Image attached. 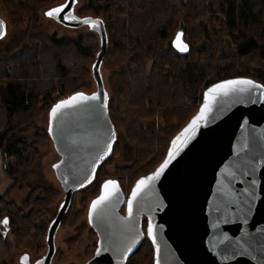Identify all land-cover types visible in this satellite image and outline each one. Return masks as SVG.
<instances>
[{"label":"trees","instance_id":"1","mask_svg":"<svg viewBox=\"0 0 264 264\" xmlns=\"http://www.w3.org/2000/svg\"><path fill=\"white\" fill-rule=\"evenodd\" d=\"M50 1H8L19 16L31 15L26 32L0 49V151L20 161L31 146L26 129L34 125L44 105L51 109L61 100L53 99L54 94L68 92L101 49L100 38L92 43L84 35L59 38L38 33L36 13ZM86 9L103 15L106 27L108 48L102 64L110 72V118L115 130L123 129L136 147L133 166L121 170L126 175L132 170L130 188L163 161L173 137L198 111L207 87L239 76L264 84V0H87ZM178 31L190 45L187 54L173 47ZM26 39L29 44L20 42ZM19 45V51L11 53ZM41 46L45 49L39 51ZM76 58L82 61L78 67ZM117 144L116 138L112 154L91 182L94 198L108 179L117 180L124 190L123 176L100 178ZM12 174L23 176L17 170ZM12 186L24 187L16 180ZM28 186L30 196L22 206L10 199L9 190L0 195V216L9 221L8 231L0 234V264H9V232L18 240L36 227L45 229L41 215L52 203L53 190ZM127 264H154V247L147 237Z\"/></svg>","mask_w":264,"mask_h":264},{"label":"water","instance_id":"2","mask_svg":"<svg viewBox=\"0 0 264 264\" xmlns=\"http://www.w3.org/2000/svg\"><path fill=\"white\" fill-rule=\"evenodd\" d=\"M76 3L77 0H66L57 7L68 4V8L52 18L74 27L85 25L80 21L86 18L98 22L95 28L87 24L101 41L92 65L96 90L75 92L50 109L48 133L61 157L53 168L64 198L48 229L47 252L32 264H52L56 231L73 194L94 180L98 167L112 154L116 142V130L109 115V94L101 71L108 48L105 23L100 17L76 15ZM68 15L76 19H65ZM175 40L176 36L174 49L187 54L190 45L184 35L181 40L187 44V52L179 51ZM229 80H250L260 87L240 85L237 87L248 90L209 95L215 85ZM77 93L89 97L95 94L100 99L61 109L54 118L52 109ZM206 103L210 110L187 133V138L178 142L168 167L133 199L139 181L160 169L173 151L172 142L189 127ZM107 181H115L116 187L109 188V199L93 212L92 203L104 194ZM88 221L97 232L98 243L94 256L85 264H127L145 237L153 244L154 264H264V84L240 76L207 87L198 111L173 137L163 161L154 171L136 180L128 196L117 180H106L90 203ZM149 223L152 234L148 232ZM2 226L7 232L9 226L3 223ZM20 261L31 264L27 253Z\"/></svg>","mask_w":264,"mask_h":264},{"label":"rangeland","instance_id":"3","mask_svg":"<svg viewBox=\"0 0 264 264\" xmlns=\"http://www.w3.org/2000/svg\"><path fill=\"white\" fill-rule=\"evenodd\" d=\"M8 1L10 0H0V16L7 24L6 34L0 39V49L13 42L18 35L26 32L30 26L29 20L31 15L22 14L19 16V14L11 10L10 2ZM65 2L66 0H52L38 8L36 13L39 25L37 32L56 35L59 38L84 35L86 39L92 43L99 40L97 33L91 30L87 24L78 27L67 26L45 14L51 8L57 7ZM86 5L87 0H77L75 6L76 15H80L81 17L103 16L101 14H91L89 11H86ZM20 42H23V44H29L28 39ZM21 45L12 49L11 53L18 52ZM41 48L45 49V47L41 46L39 47V51ZM80 61V58H76V60L73 61L74 64H76L75 67H78ZM92 65V60L87 61L85 74L83 72V75L79 77V80H77V82L71 87L69 86L70 88L67 90L68 92H56L53 99L65 98L69 95L68 93L70 91H82L86 93L94 92L96 90V84L91 72ZM101 71L105 88L108 93L111 94V88L109 85L110 72L105 64H102ZM76 74L77 71L74 76H76ZM30 83L32 85V80H30ZM39 106H42V102H40ZM49 112L50 108H48L47 105H44L42 110L38 113L34 125L26 129V135L31 136V146L29 147V150L25 152L23 161H20L17 157L5 155L0 151V175L4 177L5 182L2 187L7 189L3 194L9 190L10 199L18 206H22L30 196L31 190L29 189L30 187L28 186V183H30L33 188L41 185L53 190L51 193L52 203L48 207L45 205V211L41 215L44 220L43 225H45V229L48 226V222H50L56 215L60 203L64 198L63 188L60 181L57 179L53 168L54 164L57 163L61 157L55 150L54 143L48 134ZM116 138L118 141L117 150L102 168L100 178H115L123 176V183L125 185L124 192L126 193V196H128L132 188H130V179L133 176L132 170L127 175L121 170L133 166L137 155L136 147L127 137L123 129L116 131ZM14 170L22 171L23 176L15 178L14 174H12ZM14 180L18 182V185L20 184L24 187L19 188L16 186L12 188ZM91 185L92 183L79 190L78 193L74 195L69 211L56 231V252L52 259V264H85L94 256V252L97 248L98 236L89 224L88 213L90 203L96 195V187ZM29 211L30 207L24 209L25 213H28ZM2 221L3 218L0 216V222ZM2 229H4V226L0 223V234L2 233ZM45 229H37L36 227L30 231L31 234H28L27 237L21 235L18 239L19 241L13 233L9 232L6 236L9 247V256L7 257L8 263L23 264L21 263L20 258L25 253L29 255V259L32 263L43 257L47 252Z\"/></svg>","mask_w":264,"mask_h":264},{"label":"snow or ice","instance_id":"4","mask_svg":"<svg viewBox=\"0 0 264 264\" xmlns=\"http://www.w3.org/2000/svg\"><path fill=\"white\" fill-rule=\"evenodd\" d=\"M68 6H69L68 4H64V5L60 6V7L51 9L50 11L46 12L45 14L47 16H49L50 18L59 17L60 14L62 12H64V10L66 8H68ZM64 18L65 19H69V20H75L76 19V17L74 15H68V16H66ZM80 23L88 24V25H90L93 28L98 26V22L97 21H93V20L88 19V18L80 21ZM5 34H6L5 24H4L3 21H0V38H3V35H5ZM182 35H183V33H177L176 40H175V46L177 47V49L179 51L187 52L188 51V46H187V44H184L182 42V40H181ZM240 85L248 86V88H259L260 87V85H256L250 80H229V81H225L223 84L215 85L214 88L209 90V95H211L212 93H215V92H222L224 95H228L230 92H235V91L243 92V91L248 90V88H244V87L238 88L237 86H240ZM104 98L105 99L107 98L106 94H105ZM99 99H100V97L98 95H95V94L89 97V96L84 95L83 93H77L75 96L71 97L69 100L61 101L59 104H57L52 109V113L51 114L55 118L57 116L58 112L61 109L73 107L76 103L81 102V101L87 102L89 100L96 101V100H99ZM209 110H210V105L208 103H206L204 108L201 109L200 114L193 119V121L189 125V127L187 129H185L184 132L181 133V135L178 136L172 142L173 151L169 152L168 159H166L164 161V163L161 165L160 169L153 176L148 177L147 179H142L141 181H139V183L137 184L136 190L132 194L133 195V199H135L138 191H140L144 186H146L149 181L157 179L160 176V174L164 171V169L168 167L169 163L171 162V159L175 155V151L177 150L178 142H181L182 138H187V133L196 127L197 122L199 120H202V119L205 118L206 113ZM113 135H114V133H113ZM110 148H111V146L109 145L108 146V150L109 151H110ZM110 187L112 189H115V187H116L115 181H107L104 184V190H105L104 194L102 196H100L99 199H97L96 201H94L92 203V211L93 212L96 211L98 205L102 204L104 201L109 199V197L111 195V192H109V188ZM131 211H132V205H131V202H129V213L130 214H131ZM0 223H3V225L7 226L9 221H8L7 218H5ZM152 231H153L152 225L149 223V225H148L149 234H152ZM25 259H27V257H25Z\"/></svg>","mask_w":264,"mask_h":264},{"label":"crops","instance_id":"5","mask_svg":"<svg viewBox=\"0 0 264 264\" xmlns=\"http://www.w3.org/2000/svg\"><path fill=\"white\" fill-rule=\"evenodd\" d=\"M0 169H1V168H0ZM0 171H1V170H0ZM2 177H3V176L0 175V178H1V179H0V195H2L3 192L7 190L6 188L2 187L3 184L5 183V182H4V177H3V178H2ZM1 180H2L3 182H2Z\"/></svg>","mask_w":264,"mask_h":264},{"label":"flooded vegetation","instance_id":"6","mask_svg":"<svg viewBox=\"0 0 264 264\" xmlns=\"http://www.w3.org/2000/svg\"><path fill=\"white\" fill-rule=\"evenodd\" d=\"M0 19L5 23V27H6V21L0 16ZM5 31H6V28H5ZM4 36V35H3ZM1 39V38H0ZM2 233L3 234H5L6 232H5V229H2ZM31 262V261H30ZM34 263V262H33ZM31 264H32V262H31Z\"/></svg>","mask_w":264,"mask_h":264}]
</instances>
